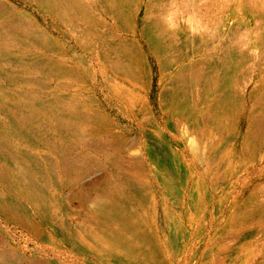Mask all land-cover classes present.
Wrapping results in <instances>:
<instances>
[{
	"label": "rangeland",
	"instance_id": "rangeland-1",
	"mask_svg": "<svg viewBox=\"0 0 264 264\" xmlns=\"http://www.w3.org/2000/svg\"><path fill=\"white\" fill-rule=\"evenodd\" d=\"M0 264H264V0H0Z\"/></svg>",
	"mask_w": 264,
	"mask_h": 264
},
{
	"label": "crops",
	"instance_id": "crops-1",
	"mask_svg": "<svg viewBox=\"0 0 264 264\" xmlns=\"http://www.w3.org/2000/svg\"><path fill=\"white\" fill-rule=\"evenodd\" d=\"M156 1V0H154ZM166 2V1H165ZM183 3L179 2V10L182 11ZM158 19V18H157ZM171 24L169 25L167 29V34L171 40H173L172 44H175L176 46H182L183 40H182V26L183 21L186 22V17L182 16L180 14L173 15L170 19ZM85 47V46H84Z\"/></svg>",
	"mask_w": 264,
	"mask_h": 264
}]
</instances>
